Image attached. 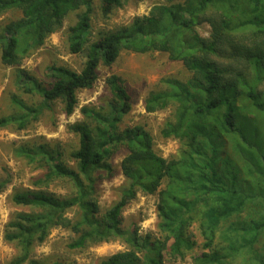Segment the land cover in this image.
Masks as SVG:
<instances>
[{"label": "trees", "instance_id": "16d2710c", "mask_svg": "<svg viewBox=\"0 0 264 264\" xmlns=\"http://www.w3.org/2000/svg\"><path fill=\"white\" fill-rule=\"evenodd\" d=\"M131 1L143 0H101L102 12L108 17ZM154 1L148 15L93 40L91 0H0V14L21 13L0 27V63L16 68L19 91L41 99L30 105L12 95L15 113L0 118V128L23 130L58 101L71 116L79 106L78 93L93 89L100 66L112 67L123 52L163 53L191 74L187 81L162 79V88L145 100L147 113L175 106L173 121L161 130L164 139L181 144L174 159L156 152L144 126L123 127L133 103L117 75L106 79L110 95L98 106L82 107L84 120L69 128L79 137V147L69 154L74 168L58 145L25 144L14 150L45 171L38 186L65 180L74 194H13L15 204L33 211L16 214L6 226L5 241L19 249L11 264H48L31 253L56 228L74 235L67 244L72 251L114 239L128 246L100 264H166L167 258L184 259L195 250L198 243L189 231L195 224L204 251L193 257V264H264V0ZM71 13L78 15L66 33L68 50L72 55L86 52L87 61L80 72L48 67L52 81L46 84L21 63L60 32ZM203 24L212 29L209 38L199 33ZM122 149L128 151L121 163L126 184L118 201L102 210L98 184L116 174L112 159ZM9 183V178L0 182V193ZM139 193L158 196L157 235L123 225L122 214Z\"/></svg>", "mask_w": 264, "mask_h": 264}, {"label": "rangeland", "instance_id": "374dc122", "mask_svg": "<svg viewBox=\"0 0 264 264\" xmlns=\"http://www.w3.org/2000/svg\"><path fill=\"white\" fill-rule=\"evenodd\" d=\"M92 14V39L96 40L100 32L115 31L129 25L136 17L149 14L156 5L154 0L131 1L122 8H117L106 17L102 12L101 0H91ZM78 13H71L65 20L60 32L51 35L43 47L26 57L21 67L31 74L44 80L46 84L52 80L48 78V67L52 65L66 66L76 71H81L87 61L86 52L79 55L69 53L66 33L77 22ZM19 11H9L0 14V27L10 21L19 19ZM199 33L206 38L212 34L209 24L199 27ZM15 67H6L0 63V118L15 113L11 103V96L20 95L30 105L40 103V98L33 94L19 91L15 84ZM99 79L91 90H82L78 93L79 106L74 114L67 116L64 105L58 101L53 105L52 111H46L37 120L25 129L19 130L10 125L0 128V182L10 179L6 189L0 193V264H11L19 255L18 247L5 241L4 234L7 224L21 212H32L33 208L23 207L14 203L12 197L16 191H45L61 198L74 194L72 184L65 180H56L47 187L38 186L37 182L45 175V171L37 165H31L26 160L15 155L14 150L25 144L48 143L58 145L64 154V160L70 167H75L69 154L79 147V137L72 133L71 125L84 120L81 108L84 106H98L101 100L109 96L106 79L111 75L122 78L132 97L133 109L125 117L123 127L140 124L153 136L156 152L167 160L174 159L181 150V144L174 139H164L161 130L166 122L173 121L175 106L155 113H147L145 100L148 95L162 88L161 81L166 77H173L187 81L191 74L179 62H174L163 53H150L145 55L123 52L118 61L110 68L100 66ZM128 151L122 149L112 159L116 174L111 179L103 178L97 188L98 201L102 210L109 209L120 197V190L126 184V179L121 171V163ZM158 196H147L139 193L122 214L123 225L126 229L137 225L141 234L151 233L157 235ZM69 217L75 216L70 211ZM197 241L195 250L186 255L184 259H166V264H193V257L201 255L204 251L203 239L198 230V224L189 229ZM74 235L65 229H53L43 244L33 247L31 258L53 264L56 261L73 264H100L101 260L128 249L121 239H114L109 243L90 247L84 251H72L67 244Z\"/></svg>", "mask_w": 264, "mask_h": 264}]
</instances>
